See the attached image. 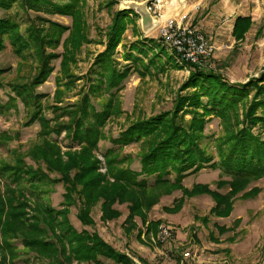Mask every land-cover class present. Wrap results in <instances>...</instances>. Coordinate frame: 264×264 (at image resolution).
<instances>
[{"label":"rangeland","instance_id":"rangeland-1","mask_svg":"<svg viewBox=\"0 0 264 264\" xmlns=\"http://www.w3.org/2000/svg\"><path fill=\"white\" fill-rule=\"evenodd\" d=\"M232 1L254 11L257 25H264V0ZM66 2L16 0L9 12L0 9V17L17 15L20 23L12 34L34 33L24 55L17 54L14 37L0 36V264H264V176L241 179L205 168L186 176L181 186L142 188L123 176L128 168L140 171L148 151L145 140L155 139L117 141L134 124L157 118L160 140L172 128L192 129L203 135V149L217 161L218 142L256 120L248 111L255 91L222 117L204 113L198 101L208 102V97H201L198 87H186L189 68L181 60L173 64L174 52L160 36L168 18L206 33L216 23L226 29L231 16L196 25L202 20L200 0H162L156 13L160 25L145 33L140 17L128 13L120 29L121 3L114 0H80L72 8L76 13L62 10ZM137 41L146 43L140 58L144 71L134 70L127 59V48ZM212 43L214 55L201 68L243 84L264 72V34L260 39L247 35L237 48L226 34ZM110 48L118 69H132L114 94L106 88L108 73L98 65ZM182 97L188 100L184 108L179 107ZM201 119L202 130L197 129ZM85 122L94 131L81 130ZM97 129V145L78 139ZM199 185L207 191L197 193ZM98 192L126 202H110L104 211L95 198L102 202L105 196ZM215 193L232 196V210L217 206ZM135 199L139 210L130 206ZM94 203L91 226L84 225L78 216ZM116 210L120 216L111 217ZM167 226L173 236L163 240L161 230ZM72 232L80 234L77 241ZM106 244L113 248L104 249ZM79 245L83 249H75ZM87 250L93 257L99 254L88 260Z\"/></svg>","mask_w":264,"mask_h":264},{"label":"trees","instance_id":"trees-1","mask_svg":"<svg viewBox=\"0 0 264 264\" xmlns=\"http://www.w3.org/2000/svg\"><path fill=\"white\" fill-rule=\"evenodd\" d=\"M15 1L16 0H0V9L9 12L11 8V3H14ZM79 1L80 0H67L66 4H63V7L61 6V8L62 10L69 9L68 13H73L74 11L76 13V9L73 11L72 8L73 6H75V4L79 3ZM114 1L119 4L117 0ZM108 3H110V1H108ZM108 3L105 6H107ZM57 7L60 9L59 6ZM127 13L129 15L131 14L140 17L133 10L119 9L118 14L120 21H118L117 23L119 25L122 24L121 26H119L120 29L122 27H125L124 22H126V20L123 17ZM14 15L15 17L13 15H10L8 17H0V36L5 37L6 35H8L9 37H14L11 43L15 44L17 54L19 53L20 55H24L27 53V47H30L31 43L34 40V37L32 35L34 33H28L27 37L22 36L21 31L17 32L16 34H12L13 31L18 30V28H15L14 26L17 23H20L19 20L16 18V13H14ZM251 26V17H239L236 21L234 28V35L236 36L237 40L245 39L246 33L252 28ZM60 36L61 34H59L58 37ZM145 49L146 43L137 41L131 46H129L126 50V54H128L129 57L127 59H131L133 63V65L131 66L135 68L134 70L136 71H144L143 68H141L140 61L142 59L141 57L145 55ZM113 50L114 49L110 48V51L104 54V57L101 58L100 63L98 64L99 67H103V70L108 73L109 81H106V88L109 91L113 90L112 94L116 93L114 91L121 87L122 82L128 78V75H130V71H132V69L130 68L118 69L115 66V59L112 58L113 54L111 55V51ZM134 50H136L138 53ZM134 53H137L139 56ZM173 54V56L171 55V60L173 64H179L177 60H181L183 66L188 67L190 70L191 74L188 81L189 84L186 85V87H188L189 85L198 87L200 92L202 93L200 96L208 97V102H205V100H201L204 102L198 101L199 105H204V107H202L204 113L213 112L216 115L218 114L217 116L222 117L228 111H231L238 102H241L245 96L255 91V100L252 102V104H254L251 108H249L248 111L249 115L252 112L257 118L256 120H251L249 122L251 123L250 126L247 125L246 129L241 130L242 133L236 135L232 133L230 134V136L225 138V140H221L218 142L217 154L219 156V160L217 161L213 160L214 156L209 155L208 152L203 149L201 144L203 135L199 134L198 136L197 134H195V132H193L194 130L192 129L179 130L180 132H175V129L172 128V133L167 134L165 136L166 138L160 140L159 120L157 118L143 119L142 121L138 122L137 124H134L127 130H125L124 133H122L121 136L117 139V141L120 143H125L127 141L132 142L134 140H140L142 137L147 136L155 139V142L149 143L151 139L148 141L145 140V144H147L148 146V151L141 159L140 171H134L133 169L128 168L126 172L128 173V176H123V178L129 181L131 180V182H133L135 185L141 186L142 188H153L160 185L181 186V184H183V179L186 176L194 172H200L202 169L205 168H211L215 170L219 169L221 175H227L241 179H250L253 177L256 178L264 176V87L258 84V82H264V72L261 73L259 78H251L247 83H233L228 81V79L220 72L201 68L200 65L202 64H195L192 62L185 61L181 59L180 56H178V54H176L175 52ZM254 81L256 82L254 83ZM11 89L12 91L17 92L16 90H14L13 87H11ZM36 93L37 96L43 95V93L40 92ZM187 104L188 100L185 97H182L179 101V107L184 108L185 106H187ZM101 111L105 114L108 110H104L103 108V110ZM172 118L173 114L170 115V119H168V122L172 120ZM104 119L105 117L102 121H104ZM200 121L202 123L197 127V129L202 130L201 128L202 125L204 126V122L202 121V119ZM72 124L74 125V130H77L75 128V125L78 124V122L76 121ZM88 124L89 123L85 122V126L81 128V130H86L87 132L94 131L93 128L88 126ZM257 126H260V128L262 127L261 131H255V128ZM67 127L68 129H72L70 125H67ZM97 132L98 129L96 130L95 134L87 136V133L86 135L84 134L83 136H80V138L78 139L82 140L87 138V141L85 143L95 145L96 143H98L99 140ZM76 138L77 137L75 135L72 137V139ZM86 184H88V182ZM87 186L89 187L90 185L88 184ZM95 189L97 190L98 188L95 187ZM233 190L237 191L238 189ZM205 191H207V188L205 186H198L197 193H203ZM99 194H103L105 196L102 202L100 200L102 197L99 198V196H96L95 199L97 203L100 202L102 204V208L104 209V211L109 209V205L111 204L110 202H112V205L116 204V202L118 201L122 203L126 202L121 196L117 198L111 196L112 199H110L108 196H106L108 194H106L105 192H98L97 195ZM192 195L194 194L191 193L190 196ZM215 197L217 199V206H227L232 210V202L230 201V198L232 196L217 194V196L215 195ZM142 201L144 200L142 199ZM129 202L130 206L132 204V207L134 209L139 210L138 199L130 200ZM86 203L88 202L86 201ZM97 203L92 204L90 208L88 207V204H84L86 206V209L89 208V211L84 214V211L82 210L83 212L78 216L80 221H82L84 225L91 226V224H89L92 221L90 213L92 212L93 206ZM134 212L136 211H133V215ZM216 212L220 215L219 211ZM228 212L221 214H227ZM113 216L115 218L119 217L120 212L118 210H116V212L114 211L111 217ZM71 234L74 235L76 241L78 240V237H80V234H77L75 232H72ZM83 236L88 238L89 234L87 233V231H85V234ZM73 240L74 238L72 236L69 241ZM46 242L48 243V239ZM110 247L112 246L108 244L107 246H105L104 249H110ZM75 249L81 250L83 248L82 245H79ZM87 249L90 251L91 249H93V246L88 247ZM88 250L85 254V259L93 260L99 254L98 253L95 257H93L94 255H92ZM115 253H117L116 250ZM100 254L104 253L100 252ZM110 257L114 260H124L122 259V257L120 259V256L116 257L115 255H112Z\"/></svg>","mask_w":264,"mask_h":264},{"label":"built area","instance_id":"built-area-1","mask_svg":"<svg viewBox=\"0 0 264 264\" xmlns=\"http://www.w3.org/2000/svg\"><path fill=\"white\" fill-rule=\"evenodd\" d=\"M150 10L157 13L156 3L150 5ZM160 36L169 48L178 54L181 59L195 64H203L214 55L215 45L207 35L173 18H168L160 26ZM163 240H168L173 236L172 229L167 226L161 230Z\"/></svg>","mask_w":264,"mask_h":264},{"label":"crops","instance_id":"crops-1","mask_svg":"<svg viewBox=\"0 0 264 264\" xmlns=\"http://www.w3.org/2000/svg\"><path fill=\"white\" fill-rule=\"evenodd\" d=\"M176 1L177 3H179V0ZM180 1L183 2V0ZM186 1L189 2L193 0ZM260 1L261 0H253V3H260ZM157 2L158 3H156V6L158 9H160V6H163V4H161L162 0H157ZM197 2H199V0H197ZM200 3H204L201 14L199 16L200 18H202V20H196V25L199 22L202 24V26L203 24L210 25L211 23H213L212 18L223 17V15L231 16V18L229 19V23L226 24V29L220 28L216 23L214 27L206 30L207 34L204 32L211 41L214 42L215 36H223V34H226L230 37V39L233 40L235 48H237L246 39L245 38L243 40H237L236 36L234 35L235 24L239 17H251L252 28L246 33V37L247 35L254 33L256 38H262V35L264 34V25H257V22L255 21L254 11L246 12L245 8L240 9V6L235 5L232 0H200Z\"/></svg>","mask_w":264,"mask_h":264},{"label":"water","instance_id":"water-1","mask_svg":"<svg viewBox=\"0 0 264 264\" xmlns=\"http://www.w3.org/2000/svg\"><path fill=\"white\" fill-rule=\"evenodd\" d=\"M117 1L121 3L120 9L133 10L140 16L143 32L148 33L160 25L161 18L149 8L153 0H146L144 2H136L134 0Z\"/></svg>","mask_w":264,"mask_h":264}]
</instances>
